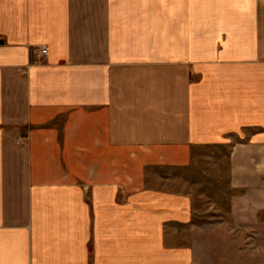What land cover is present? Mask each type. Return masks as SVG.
I'll list each match as a JSON object with an SVG mask.
<instances>
[{"label": "crops", "instance_id": "0c3cea01", "mask_svg": "<svg viewBox=\"0 0 264 264\" xmlns=\"http://www.w3.org/2000/svg\"><path fill=\"white\" fill-rule=\"evenodd\" d=\"M216 144L257 224L264 0H0V264H193L170 186Z\"/></svg>", "mask_w": 264, "mask_h": 264}, {"label": "rangeland", "instance_id": "374dc122", "mask_svg": "<svg viewBox=\"0 0 264 264\" xmlns=\"http://www.w3.org/2000/svg\"><path fill=\"white\" fill-rule=\"evenodd\" d=\"M230 145L196 147L186 171L190 179L179 177L170 186L192 195L193 224L179 234L178 243L193 249V264H264V213L253 225L237 224L231 214Z\"/></svg>", "mask_w": 264, "mask_h": 264}, {"label": "built area", "instance_id": "2783aa9c", "mask_svg": "<svg viewBox=\"0 0 264 264\" xmlns=\"http://www.w3.org/2000/svg\"><path fill=\"white\" fill-rule=\"evenodd\" d=\"M42 53H43V54H47V50H46V49L43 50Z\"/></svg>", "mask_w": 264, "mask_h": 264}]
</instances>
